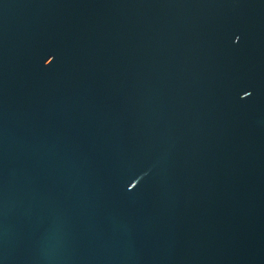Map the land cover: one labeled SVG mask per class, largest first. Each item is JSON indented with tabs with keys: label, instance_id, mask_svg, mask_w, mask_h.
Returning a JSON list of instances; mask_svg holds the SVG:
<instances>
[{
	"label": "water",
	"instance_id": "1",
	"mask_svg": "<svg viewBox=\"0 0 264 264\" xmlns=\"http://www.w3.org/2000/svg\"><path fill=\"white\" fill-rule=\"evenodd\" d=\"M0 264H264V0H0Z\"/></svg>",
	"mask_w": 264,
	"mask_h": 264
}]
</instances>
